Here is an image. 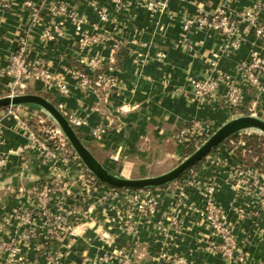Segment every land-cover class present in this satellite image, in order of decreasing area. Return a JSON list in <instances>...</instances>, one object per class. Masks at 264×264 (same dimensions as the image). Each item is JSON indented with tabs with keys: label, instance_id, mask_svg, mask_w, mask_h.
Returning <instances> with one entry per match:
<instances>
[{
	"label": "crops",
	"instance_id": "crops-1",
	"mask_svg": "<svg viewBox=\"0 0 264 264\" xmlns=\"http://www.w3.org/2000/svg\"><path fill=\"white\" fill-rule=\"evenodd\" d=\"M24 1L0 0V96L14 87L8 74L9 57L26 44L27 62H42L69 86L70 94L65 97L55 90H46L34 79L23 90L52 95L59 109L86 120L83 132L105 121V143L92 144L104 152L97 159L118 176L141 178L166 172L168 168H161L169 165L168 161L173 160L170 166H174L184 158L187 146L173 140L182 128L204 120L215 130L234 116L221 103L195 94L189 78L214 76L217 68L212 62L217 60L219 70L240 81L237 65L248 59L252 46L257 44L252 29L242 22L238 32L243 43L236 51L224 53V35L197 26L186 31L185 19L201 11L213 13L219 6L235 15L264 0H165L163 9H148L149 0H30L41 9L37 22L32 21ZM115 1L123 7L118 8ZM56 5L65 7V12L53 10ZM101 11L107 13V19L100 17ZM71 16L83 19L82 33L97 36L99 42L82 48L81 35ZM60 24L62 34L55 40L43 41L45 31ZM114 45L123 56L121 67L113 66L116 85L106 95L92 86L81 88L75 70L81 59L97 56L112 63ZM219 92L224 95V85ZM245 99L247 105L258 106L259 117L264 119V94L255 97L252 93ZM28 110H0V155L6 159L0 168V264H22V260L25 264H81L101 255H107L106 264H153L165 252L171 253L173 244L196 264L264 263L262 224L230 211L236 203L228 171L232 164L241 161L237 152L240 144L237 149L219 146L211 153L219 157L218 163L213 164L206 157L196 169V176L212 177L218 184L216 199L235 225L244 262L227 260L216 250L208 249L217 240L208 227L198 224L194 212L203 204L200 187L188 186L181 195L179 180L151 190L159 196V211L151 218H139L138 233L133 239L122 237L109 224L112 207L120 201L105 198L100 185L92 188L86 197L89 201L79 206L74 222L59 237H51L41 221L7 222L5 219L14 208L36 207L34 189L39 184L59 181L76 193L88 180L83 164L72 155L45 161L26 150L27 134L22 120L30 114ZM65 201L69 203L71 195ZM171 217L177 218V231L169 227ZM13 242L19 249L9 257L1 245Z\"/></svg>",
	"mask_w": 264,
	"mask_h": 264
},
{
	"label": "built area",
	"instance_id": "built-area-1",
	"mask_svg": "<svg viewBox=\"0 0 264 264\" xmlns=\"http://www.w3.org/2000/svg\"><path fill=\"white\" fill-rule=\"evenodd\" d=\"M115 2L118 8L123 7L117 1ZM24 6L30 10L32 21L37 22L40 16V7L30 0H25ZM165 6V0H149L146 2L148 9H163ZM53 10L65 12L66 9L63 6L56 5ZM99 15L103 19H107L108 16L105 11H101ZM71 17L77 25V32L81 35L79 45L82 48H89L99 42L97 36L82 33L81 25L83 24V19L75 16ZM242 22H246L252 29L253 35L257 39V44L255 43L252 46L248 59L240 61L237 65L238 73L241 75L240 81L219 70V64L216 60L212 62L213 67L217 68L214 76L204 79L190 77L189 83L195 94L221 103L233 115H236L235 112L239 110H246V114L259 116L258 106L256 104L247 105L245 97L252 93H254L255 97H261L264 94V1H257L249 10L235 15L229 14L224 6H219L213 13L201 11L194 17L185 19L184 30L188 31L191 27L197 26L199 29L207 28L221 33L227 38L223 52L232 53L239 49L243 43V39L238 32L239 25ZM61 34L62 25H54L45 31L43 41L55 40ZM26 48V44H22L9 57L8 74L14 80L12 93H14L15 89L23 90L28 81L34 79L40 81L44 89H52L62 96H68L70 94L69 86L63 80L55 77L45 68L42 62L36 64L27 62L25 56ZM117 49L118 46L114 45V52ZM103 63L102 59L97 56H87L81 59L80 65L84 67V72L78 68L75 69L78 84L81 88L91 86V80L87 77V73H93L97 69L102 68ZM135 63H138V60H135ZM115 71L116 69L110 66L97 75L95 85L98 86L97 89L101 90L104 95L117 83ZM221 85L225 86L224 95L219 92ZM9 109L14 108L11 107ZM62 112L74 127L82 129L87 126L84 118L74 113H68L63 110ZM27 121L28 119L26 118L22 120L23 128L27 134L26 150L35 152L41 160L45 161L54 159L56 156L66 155V140L59 129L48 132L50 134L48 137H42L37 131L28 127ZM107 130L106 122L102 121L89 131H84V137L91 144L103 145L106 140ZM212 131L213 129H211L207 121L197 120L175 133L173 140L187 146L191 139L195 137L207 138ZM51 140H55L56 144H51ZM240 146L242 148L243 143H240ZM207 157L211 159L213 164L219 161V157H213L211 154ZM5 164V157L0 155V168L5 166ZM196 175V170L192 168L188 175L179 179L182 187L180 188V194L184 195L185 188L188 186L198 185L200 187L203 204L201 207L194 209V212L198 218V224L208 227L211 235L217 240L208 249L216 250L227 260L237 259L240 262H244L246 259L243 252L238 248L234 232L235 225L229 221V213L220 206L216 199L218 184L212 177L197 179ZM94 180L93 177L88 178L80 189L77 188L76 193L71 192L69 188L66 189L58 181H45L34 189V197L37 203L34 209L16 207L5 220L7 222L14 220L28 224L41 221L49 235L59 237V234L74 222L73 217L78 212L79 206L82 205L79 203V199L85 201V198L92 190L90 182ZM228 180L234 192V203H236V206H231L230 211L241 218H254L255 221L262 224L260 234L264 235V174L260 169L248 166L240 161L230 166ZM100 186L104 188L103 196L105 198L120 201L112 208L113 215L109 218V224L122 237L133 239L138 233L137 222L139 218H151L159 211V196L151 190L128 191L110 188L105 185ZM19 191H23V189L20 188ZM68 195H71L69 203L65 201ZM169 221V227L177 231L179 226L177 218L171 217ZM1 248L9 257L14 256L19 249L15 242L3 243ZM48 252H51V248ZM107 262V255H101L94 260H85L81 264H106ZM21 263L25 264V261L22 260ZM153 264L196 263L180 251L177 244H173V251L171 253L165 252L162 258L153 262ZM258 264L264 263L260 262Z\"/></svg>",
	"mask_w": 264,
	"mask_h": 264
},
{
	"label": "water",
	"instance_id": "water-1",
	"mask_svg": "<svg viewBox=\"0 0 264 264\" xmlns=\"http://www.w3.org/2000/svg\"><path fill=\"white\" fill-rule=\"evenodd\" d=\"M24 105L40 109L56 123L66 142L95 180L107 187L121 190L155 189L169 185L178 181L226 139L246 131L264 136L262 117L249 114L236 115L215 129L198 147L166 172L141 178H126L112 173L97 159L78 136L67 116L48 98L26 92L0 96V109Z\"/></svg>",
	"mask_w": 264,
	"mask_h": 264
},
{
	"label": "trees",
	"instance_id": "trees-1",
	"mask_svg": "<svg viewBox=\"0 0 264 264\" xmlns=\"http://www.w3.org/2000/svg\"><path fill=\"white\" fill-rule=\"evenodd\" d=\"M120 50H121L120 48H118L116 50L115 56H114V61L112 63H105L104 62L102 68L97 69L93 73H87V77L91 80V86L93 88H98V86L95 85V81L97 80L98 74L102 73L105 69H107L110 66H116L118 68L121 67L123 56H122ZM77 68L80 71L84 72V67L82 65H80V64L77 65ZM25 92H34V91L27 88V89H25ZM36 93H38V92H36ZM39 93L41 95H43L44 97L48 98L51 102H53L58 107L57 101H56V99L53 98L52 95H50L46 91L39 92ZM7 109H9V108H2L0 110H7ZM244 113L246 114L247 111L246 110H239V111L235 112L236 115H241ZM27 125H28V127L32 128L34 131H37L38 133L40 132L39 133L40 135H43L44 137H48V134H45L44 132L36 130V129H38V124L33 119H30L29 121H27ZM74 128H75L78 136L87 145V147L93 152V154L95 156H97L98 158H101V154L104 155V152L101 153L100 150H98L95 146H93L89 142V140L84 137V132L80 128H78V127H74ZM205 139H206V137H195V138L191 139V141L188 143L187 147L184 150V157L187 156L188 154H190ZM55 143H56L55 140H51V144L54 145ZM240 143H243V146H242L241 150H238L237 146ZM221 145H226V146L237 149V152L241 158L242 163H244L248 166H251V167H256V168L260 169L261 172L264 174V136L263 135H259L256 133L238 134V135H235L231 138L226 139L219 146H221ZM65 147L69 152H71L72 156H74L73 151L71 150L68 143L66 144ZM217 148L213 152H215L217 150ZM204 160L205 159H203L202 161L197 163L193 167V169L196 170L197 168H199V166L203 163ZM87 176H88V178H91V175L88 172H87ZM99 185H103V184L98 182L97 180L90 182V186L92 188L95 186H99ZM119 190H121V189H119ZM144 190H153V189H144ZM128 191H134V190H128ZM79 203L83 204L84 201H82V199H79ZM50 236L52 237L53 235H50Z\"/></svg>",
	"mask_w": 264,
	"mask_h": 264
},
{
	"label": "rangeland",
	"instance_id": "rangeland-1",
	"mask_svg": "<svg viewBox=\"0 0 264 264\" xmlns=\"http://www.w3.org/2000/svg\"><path fill=\"white\" fill-rule=\"evenodd\" d=\"M20 89V88H19ZM23 92H25L24 90L22 91V89L21 90H18V89H15L14 90V93H12V91L10 92V93H6V94H4V95H9V94H16V93H23ZM26 93H36V92H26ZM37 94H40L39 92L37 93ZM4 95H1V96H4ZM41 95V94H40ZM20 108V110L22 109V108H28L29 110L27 111V113H30V114H27V116H25L26 117V119H28V121L30 120V119H33L37 124H38V129H36V130H38V131H41V132H44L45 134H48V136L50 135L48 132H50L51 130H55V129H59L58 128V126L56 125V123L45 113V112H43V111H41L40 109H38V108H36V107H30V106H27V105H24V106H16V107H12V108ZM235 116V115H234ZM60 130V129H59ZM214 131V130H213ZM212 131V132H213ZM61 132V131H60ZM211 132V133H212ZM40 133V132H39ZM62 133V132H61ZM210 133V134H211ZM251 134V133H255V132H251V131H246V132H242V133H240V134ZM209 134V135H210ZM257 134V133H256ZM63 135V134H62ZM208 135V136H209ZM259 135H261V134H259ZM42 137H44L43 135H41ZM64 137V136H63ZM58 141V140H57ZM56 144V143H55ZM66 144H67V142H66ZM69 145V144H68ZM199 146V145H198ZM71 148V147H70ZM71 150H72V148H71ZM73 151V150H72ZM65 154L66 155H72L71 154V152H69L67 149H66V147H65ZM73 154H74V157H76L78 160H79V158L77 157V155L73 152ZM64 156V155H63ZM58 156H56V158H57ZM174 161L173 160H171V161H168V164L169 165H166V166H164L163 168H161V169H170V168H172V167H174V166H170L172 163H173ZM84 169H85V172L87 173V171H86V168L84 167ZM90 174V173H89ZM91 175V174H90ZM185 175H188V172L185 174ZM185 175H183L182 176V178L185 176ZM91 177H93L92 175H91ZM59 182V181H58ZM61 183V182H60ZM174 183V182H173ZM172 184V183H171ZM85 201H86V203L89 201V198H85ZM85 201H84V203H85ZM114 207V206H113ZM112 207V208H113Z\"/></svg>",
	"mask_w": 264,
	"mask_h": 264
}]
</instances>
